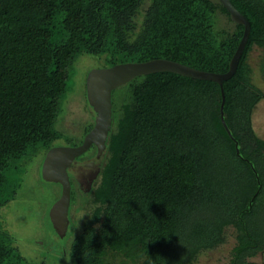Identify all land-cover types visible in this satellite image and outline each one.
I'll use <instances>...</instances> for the list:
<instances>
[{"label": "trees", "instance_id": "trees-1", "mask_svg": "<svg viewBox=\"0 0 264 264\" xmlns=\"http://www.w3.org/2000/svg\"><path fill=\"white\" fill-rule=\"evenodd\" d=\"M230 2L250 23L222 82L232 137L214 80L160 70L114 87L98 173L80 192L82 216H70L58 238L67 264H194L229 237L226 264H258L264 138L252 113L264 91L249 59L260 51L264 78V0ZM242 33L220 0H0V205L10 199L8 172L61 140L81 142L60 126L78 57L101 66L166 58L225 72ZM19 247L0 229V264H37Z\"/></svg>", "mask_w": 264, "mask_h": 264}, {"label": "rangeland", "instance_id": "rangeland-1", "mask_svg": "<svg viewBox=\"0 0 264 264\" xmlns=\"http://www.w3.org/2000/svg\"><path fill=\"white\" fill-rule=\"evenodd\" d=\"M259 55L260 51L255 49L252 51L249 60L253 70L252 74H254L252 78L264 91V78L259 71ZM75 64L74 79L68 85L70 91L73 89V93L78 95V99H74L72 96V99L68 101V108L63 119H60V126L65 132L81 137L82 129L91 122L89 114L82 111L85 108L84 104L87 106L84 95L85 75L90 68L103 66L99 65V63H94L93 59L85 56L78 57ZM67 94L63 98V103L68 97ZM260 101L259 106L256 108V115L253 117V125L257 134L264 138V131L262 130L264 129V100ZM63 111L64 106L62 105ZM62 112L59 117H61ZM59 142H62L59 144L64 143L62 140ZM43 157V155H34L28 158L22 166H18L17 169L8 172V177L11 180L5 183L3 194L7 193L6 195L10 199L0 205V229H5L13 235L15 245L18 244L20 246L19 248L26 254L25 256L33 254L32 257L27 256L29 260L38 261L42 259V256H45L48 261L56 263L59 260L57 254L46 250L44 252H35L34 255V251H37V248L35 245H31L37 238H45L52 245L53 250L59 251L62 245L66 243L58 240L49 224L48 211L51 204L55 201V188L58 186L41 178L40 169ZM73 185L76 191L75 201L81 202L79 195L82 190V184H80L79 180L74 179ZM77 189H80V191H77ZM75 207L76 205H74ZM81 216V211H77L78 219ZM231 246L232 242H230L229 237L216 248L201 253L194 264H226ZM253 259L258 264H264V252H258Z\"/></svg>", "mask_w": 264, "mask_h": 264}, {"label": "water", "instance_id": "water-1", "mask_svg": "<svg viewBox=\"0 0 264 264\" xmlns=\"http://www.w3.org/2000/svg\"><path fill=\"white\" fill-rule=\"evenodd\" d=\"M220 2L226 7L232 20L243 25L242 36L229 61L228 69L225 72L206 71L166 58L119 62L111 66L92 67L87 71L84 83L87 106L84 104L86 109L84 108L82 111L89 114L92 126L82 134L81 142L76 145L55 144L50 146L46 150L41 163V178L44 181L55 183L60 189L59 197L51 204L48 211L49 224L55 236L63 238L68 228L67 210L70 201V182L66 168L71 162L73 163L75 161L73 159L84 153L94 144L96 153L87 165L92 166L93 172L96 173L97 159L104 150L112 120L111 91L114 87L124 83L131 77L137 74L169 70L183 75L216 81L220 85L221 90V122L225 126L228 134L232 137L223 116L224 92L222 82L231 76L236 69L239 56L249 35L250 23L247 17L235 8L230 0H220ZM77 96L76 93L73 94V98H77ZM236 152H239L237 143ZM82 169L87 171L85 167H82Z\"/></svg>", "mask_w": 264, "mask_h": 264}, {"label": "flooded vegetation", "instance_id": "flooded-vegetation-1", "mask_svg": "<svg viewBox=\"0 0 264 264\" xmlns=\"http://www.w3.org/2000/svg\"><path fill=\"white\" fill-rule=\"evenodd\" d=\"M260 100H264V98H261ZM260 100L254 106L253 113H252V123H254L253 122V117H254V115H256V108L259 106V103L261 102ZM87 126H88V124L85 125L84 128L87 127ZM83 129H82V132H83ZM262 130L264 131V129H262ZM95 153H96V147H94V149H93L92 146H90L84 153L80 154L75 159H73L75 161L73 163L71 162L70 165L67 166V168H66L67 174H68V177H69V182H70V191L72 190V192L70 193L72 198L70 197L71 200L69 201V206H68V210H67L68 220H69L70 216L74 217V215L77 214V211H78L77 208L80 205V202L77 201L78 202L77 203L75 201V198H73L75 196V192H76L75 189H74V185H73L74 184V179L75 180H79L80 184H82V188L86 184L87 185L86 188L88 189L90 184H91V182H92V180L95 178V176L98 173V166H97L96 173H94L93 172V167L87 165L88 162L91 159L94 158ZM82 167H85L87 169V171L83 170ZM90 169H91V171H90ZM55 190H56V192H55L56 193L55 200H56L59 197V195H60V189L58 187H56ZM77 191H80V189H77ZM79 198H80V195H79ZM74 205H76L75 208H74ZM31 245H35L36 248H37V251H34V255H35V252H40V251L44 252V251L48 250V251L54 252L55 254H57L59 256V260L56 263L50 262V261H48L46 259L45 256H42L41 257L42 259H40L38 261H34L37 264H67V258H68L67 252H61L60 250L59 251L58 250H53L52 245L45 238H37L33 242V244H31ZM23 255L25 256L26 254L23 253ZM27 256H25V258H27ZM32 256H33V254H31L28 257H32ZM30 261H32V260H30Z\"/></svg>", "mask_w": 264, "mask_h": 264}]
</instances>
